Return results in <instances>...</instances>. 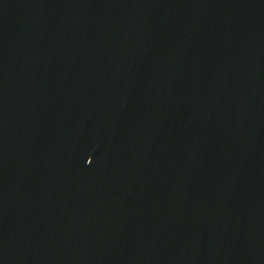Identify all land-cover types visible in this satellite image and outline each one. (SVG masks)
Masks as SVG:
<instances>
[{
	"label": "water",
	"instance_id": "95a60500",
	"mask_svg": "<svg viewBox=\"0 0 264 264\" xmlns=\"http://www.w3.org/2000/svg\"><path fill=\"white\" fill-rule=\"evenodd\" d=\"M0 264H264V0H0Z\"/></svg>",
	"mask_w": 264,
	"mask_h": 264
}]
</instances>
